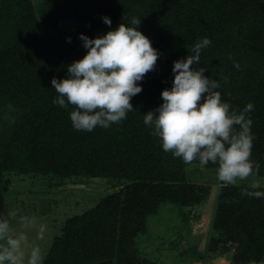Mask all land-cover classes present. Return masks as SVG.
Returning <instances> with one entry per match:
<instances>
[{"label":"trees","instance_id":"trees-1","mask_svg":"<svg viewBox=\"0 0 264 264\" xmlns=\"http://www.w3.org/2000/svg\"><path fill=\"white\" fill-rule=\"evenodd\" d=\"M132 16L160 53L156 67L138 82L142 91L131 98L127 119L75 130L73 106L52 102L51 79L66 77L67 65L85 54L79 33L104 34ZM205 36L211 44L194 67L219 79L222 99L233 108L254 103L252 158L264 176V0H0V203L5 173L128 181L69 216L45 264H156L135 245L149 217L165 203L195 215L208 198L211 187L188 179V164L164 152L143 123L144 112L171 87L173 61ZM246 186H220L206 240L207 251L228 255L232 264L264 261V198L241 195Z\"/></svg>","mask_w":264,"mask_h":264},{"label":"clouds","instance_id":"clouds-1","mask_svg":"<svg viewBox=\"0 0 264 264\" xmlns=\"http://www.w3.org/2000/svg\"><path fill=\"white\" fill-rule=\"evenodd\" d=\"M102 21L112 24L107 15ZM139 24L140 17L132 16L104 34H78L85 54L67 65L66 77L51 79L57 93L52 102L65 109L73 106L69 118L75 130L110 128L134 109L131 98L142 91L138 82L155 69L160 55ZM66 40L71 42V37ZM210 44L209 37L199 38L191 54L173 61L171 87L162 89L156 108L144 112L143 123L164 152L188 165L197 161L204 168L211 163L224 185L248 181L241 195L264 198V179L257 178L260 165L252 158L254 103L233 108L222 99L219 79L205 75L206 67H194ZM234 66L240 68L239 63ZM47 231L35 214L15 208L0 211V264H45L38 242Z\"/></svg>","mask_w":264,"mask_h":264},{"label":"rangeland","instance_id":"rangeland-1","mask_svg":"<svg viewBox=\"0 0 264 264\" xmlns=\"http://www.w3.org/2000/svg\"><path fill=\"white\" fill-rule=\"evenodd\" d=\"M185 168L188 179L211 187L208 198L196 206L195 215L186 211L180 214L172 203L163 204L149 217L147 230L136 236L138 252L156 264H232L228 255L206 250L217 193L223 183L216 179L215 167L191 164ZM127 182L107 176L62 178L55 174L5 173V199L0 203V211L15 208L37 215L48 228L45 239L38 242L47 254L69 216L91 208ZM248 264H264V261Z\"/></svg>","mask_w":264,"mask_h":264}]
</instances>
